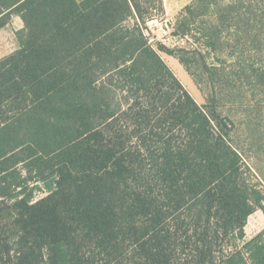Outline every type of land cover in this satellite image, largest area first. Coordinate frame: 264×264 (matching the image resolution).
I'll return each mask as SVG.
<instances>
[{
    "label": "trees",
    "instance_id": "16d2710c",
    "mask_svg": "<svg viewBox=\"0 0 264 264\" xmlns=\"http://www.w3.org/2000/svg\"><path fill=\"white\" fill-rule=\"evenodd\" d=\"M209 9L186 8L175 35L194 38ZM13 14L24 32L0 60V264H264V232L235 242L263 196L225 119L145 33L162 0H0V30ZM220 33L201 29L203 45Z\"/></svg>",
    "mask_w": 264,
    "mask_h": 264
},
{
    "label": "rangeland",
    "instance_id": "374dc122",
    "mask_svg": "<svg viewBox=\"0 0 264 264\" xmlns=\"http://www.w3.org/2000/svg\"><path fill=\"white\" fill-rule=\"evenodd\" d=\"M162 2L165 15L148 24L146 35L198 104L216 105L228 125L231 144L247 166L243 169L245 176L263 196L261 207L246 222V238L225 239L235 241L242 249L264 232V0ZM186 8H210L192 25L194 38L175 35L187 17ZM133 23L132 20L129 25ZM214 27L221 32V43L209 49L203 45L200 33L201 29ZM23 29V21L13 14L0 30V60L19 50L18 33ZM160 45L173 51L174 56L162 52ZM45 196L42 193L38 197Z\"/></svg>",
    "mask_w": 264,
    "mask_h": 264
},
{
    "label": "crops",
    "instance_id": "0c3cea01",
    "mask_svg": "<svg viewBox=\"0 0 264 264\" xmlns=\"http://www.w3.org/2000/svg\"><path fill=\"white\" fill-rule=\"evenodd\" d=\"M4 29V28H3ZM2 30V29H1Z\"/></svg>",
    "mask_w": 264,
    "mask_h": 264
}]
</instances>
